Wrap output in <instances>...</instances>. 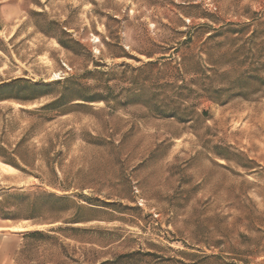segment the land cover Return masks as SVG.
Wrapping results in <instances>:
<instances>
[{"label": "rangeland", "instance_id": "1", "mask_svg": "<svg viewBox=\"0 0 264 264\" xmlns=\"http://www.w3.org/2000/svg\"><path fill=\"white\" fill-rule=\"evenodd\" d=\"M20 5L0 20V264H264V0ZM77 82L107 102L40 109Z\"/></svg>", "mask_w": 264, "mask_h": 264}, {"label": "trees", "instance_id": "2", "mask_svg": "<svg viewBox=\"0 0 264 264\" xmlns=\"http://www.w3.org/2000/svg\"><path fill=\"white\" fill-rule=\"evenodd\" d=\"M215 34H210L209 38H213ZM59 42L66 48H69L67 44L59 38ZM214 74H218V70H214ZM70 80H65L63 83H69ZM29 86L32 88H42L46 89L47 85H36L33 83H29ZM64 91L54 98L53 100L43 104L41 106V110H56V108H60L61 113L70 112L74 107H87L92 102L103 101L107 102V99L103 97L100 93L91 92L90 86L84 85L80 82H77L73 88H68L67 86L63 87ZM48 91L42 92L39 96L49 95ZM39 96L33 98H39ZM177 112L175 111H162L161 114L175 116ZM61 198V197H59ZM58 198V199H59Z\"/></svg>", "mask_w": 264, "mask_h": 264}, {"label": "crops", "instance_id": "3", "mask_svg": "<svg viewBox=\"0 0 264 264\" xmlns=\"http://www.w3.org/2000/svg\"><path fill=\"white\" fill-rule=\"evenodd\" d=\"M26 0H0V20L6 18H16L19 12L20 3Z\"/></svg>", "mask_w": 264, "mask_h": 264}, {"label": "bare ground", "instance_id": "4", "mask_svg": "<svg viewBox=\"0 0 264 264\" xmlns=\"http://www.w3.org/2000/svg\"><path fill=\"white\" fill-rule=\"evenodd\" d=\"M1 165L4 167V168H9L10 170H15V167H13L12 165L8 164V163H3L1 162ZM13 229L15 230H24V228H22L20 225H16V226H13L12 227Z\"/></svg>", "mask_w": 264, "mask_h": 264}]
</instances>
